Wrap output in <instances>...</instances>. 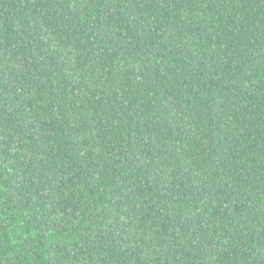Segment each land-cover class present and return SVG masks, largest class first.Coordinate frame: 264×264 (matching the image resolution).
Segmentation results:
<instances>
[{"label":"trees","instance_id":"trees-1","mask_svg":"<svg viewBox=\"0 0 264 264\" xmlns=\"http://www.w3.org/2000/svg\"><path fill=\"white\" fill-rule=\"evenodd\" d=\"M0 264H264V0H0Z\"/></svg>","mask_w":264,"mask_h":264}]
</instances>
